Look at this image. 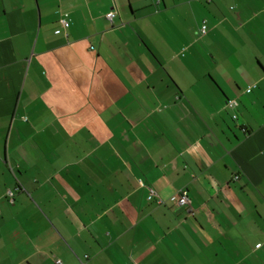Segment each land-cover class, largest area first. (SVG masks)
Wrapping results in <instances>:
<instances>
[{
    "label": "crops",
    "instance_id": "obj_1",
    "mask_svg": "<svg viewBox=\"0 0 264 264\" xmlns=\"http://www.w3.org/2000/svg\"><path fill=\"white\" fill-rule=\"evenodd\" d=\"M57 260L264 264V0H0V264Z\"/></svg>",
    "mask_w": 264,
    "mask_h": 264
},
{
    "label": "built area",
    "instance_id": "obj_2",
    "mask_svg": "<svg viewBox=\"0 0 264 264\" xmlns=\"http://www.w3.org/2000/svg\"><path fill=\"white\" fill-rule=\"evenodd\" d=\"M117 11L116 10H113V11H110L107 15H106V18L108 19V21H110L111 23L114 22L115 18L117 17ZM60 23L63 25V27L65 29L69 28L70 26V21L68 19V15H65ZM208 32V26H207V23L204 22L203 25L201 26V29H200V34L201 35H205L207 34ZM238 105L237 101L235 100H229L227 102V106L229 108H235L236 106ZM236 117V116H235ZM237 179V178H236ZM154 193H152L153 195ZM9 196L12 197L13 196V192H9ZM176 200H178V202L182 205H189L191 203V198L189 196V193L187 190H180V192L178 193L177 197L175 198ZM261 244L258 245V247H260ZM57 264H62V261L61 260H57Z\"/></svg>",
    "mask_w": 264,
    "mask_h": 264
}]
</instances>
